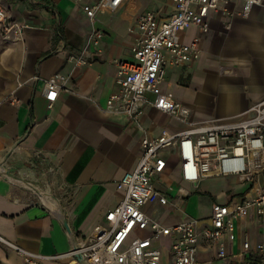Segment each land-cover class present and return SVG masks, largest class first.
Listing matches in <instances>:
<instances>
[{
	"label": "crops",
	"instance_id": "1",
	"mask_svg": "<svg viewBox=\"0 0 264 264\" xmlns=\"http://www.w3.org/2000/svg\"><path fill=\"white\" fill-rule=\"evenodd\" d=\"M0 5L10 20L26 25L20 35L0 34V170L52 197L61 211L57 215L36 191L0 173V237L30 252L52 255L105 222V213L123 196L117 181L136 166L145 134L182 128L179 120L149 104L138 124L105 106L119 87L114 59H133L138 16L153 10L162 21L174 12L175 2L122 0L113 10L97 12L94 22L75 0H0ZM240 5V0H228L225 8L211 10L207 32L195 25L178 32L183 42L197 37L200 53L183 65L166 63L159 89L187 106L191 120L238 116L264 99V0L247 16L238 13ZM93 27L103 31L98 45L89 43ZM57 72L67 81L48 107L44 79ZM162 154L167 166L154 185L170 202L147 203L144 212L167 226L198 220L195 264H264V253L256 248L264 243V219L253 212L235 220L234 238L223 234L211 242L202 233L210 226L212 205L251 194L264 182V170L252 176H203L193 184L181 178L174 148ZM201 207L207 213L198 216ZM174 237L166 232L155 243L161 264L171 263ZM0 264L25 262L0 240ZM42 264L80 263L60 258Z\"/></svg>",
	"mask_w": 264,
	"mask_h": 264
},
{
	"label": "built area",
	"instance_id": "2",
	"mask_svg": "<svg viewBox=\"0 0 264 264\" xmlns=\"http://www.w3.org/2000/svg\"><path fill=\"white\" fill-rule=\"evenodd\" d=\"M75 1L94 22L97 12L113 10L122 0ZM240 1L238 13L242 16H247L254 5L262 2ZM174 2V12L162 21L157 20L153 10H146L138 16V36L131 47L133 59H114L119 87L108 96L105 106L107 110L122 113L138 124L144 105L149 104L179 120L182 128L174 132L164 129L156 136L145 134L142 137L136 166L117 181V187L123 192L121 200L105 213L104 223L95 224L90 234L66 251L52 255L33 253L0 237L22 257L25 264H42L45 259L60 258H66L68 263L80 264H161V250L155 243L166 232L175 236L170 246V264H195L198 220L189 218L167 226L149 217L143 210V205L147 203L170 202L168 195L154 185V179L167 166L163 151L169 148L176 150L180 176L193 184L203 176H252L264 170V99L251 104L238 116L191 120L187 106L160 91L166 63L183 65L200 53L197 37L183 42L178 32L191 25L207 32L209 12L225 8L224 3L228 0ZM24 27L25 24L10 20L0 5V34L20 35ZM102 35L101 29L93 27L89 43L98 45ZM77 60L81 62L82 58ZM66 81L67 77L58 72L44 79L42 94L48 100V107L52 106ZM148 94H152V98ZM10 99L15 101L13 95ZM250 212L264 219V182L251 194L245 193L229 203H214L210 226L205 227L202 233L211 242L217 241L223 234L234 238L235 220ZM137 230L147 233L139 235ZM243 246L247 249L248 242L245 241ZM256 248L264 253V243L257 244ZM218 255L223 257L224 252L220 251Z\"/></svg>",
	"mask_w": 264,
	"mask_h": 264
},
{
	"label": "bare ground",
	"instance_id": "3",
	"mask_svg": "<svg viewBox=\"0 0 264 264\" xmlns=\"http://www.w3.org/2000/svg\"><path fill=\"white\" fill-rule=\"evenodd\" d=\"M9 177H11L10 175H9ZM11 179L12 180H14V181H16V182H18V183H20V184H23V185H25V186H28V187H30L31 189H33L34 191H36L37 192V195H38V197L44 202V203H46V204H48V205H50L52 208H53V210L55 211V213L58 215V213L60 212L61 213V211H60V208H59V206L57 205V201L56 200H54L52 197H50V196H48V195H43L34 185H31V184H27L25 181H23L22 179H17V178H14V177H11ZM41 190V189H40ZM62 215H60V216H58V217H61Z\"/></svg>",
	"mask_w": 264,
	"mask_h": 264
},
{
	"label": "rangeland",
	"instance_id": "4",
	"mask_svg": "<svg viewBox=\"0 0 264 264\" xmlns=\"http://www.w3.org/2000/svg\"><path fill=\"white\" fill-rule=\"evenodd\" d=\"M173 159L174 158H171V162H173ZM260 175H261L262 179H264V173H261ZM206 213H207V208H205V207L198 208V210H197L198 216H203Z\"/></svg>",
	"mask_w": 264,
	"mask_h": 264
},
{
	"label": "water",
	"instance_id": "5",
	"mask_svg": "<svg viewBox=\"0 0 264 264\" xmlns=\"http://www.w3.org/2000/svg\"><path fill=\"white\" fill-rule=\"evenodd\" d=\"M0 173L5 174V175H10L11 177L17 178L15 175H13L12 173H10L8 170H5V168L0 170ZM19 179V178H18Z\"/></svg>",
	"mask_w": 264,
	"mask_h": 264
}]
</instances>
